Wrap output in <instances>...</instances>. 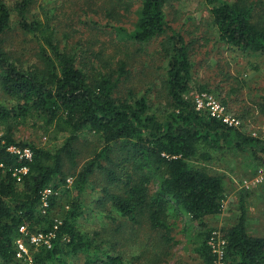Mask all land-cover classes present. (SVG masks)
Masks as SVG:
<instances>
[{"label": "trees", "instance_id": "trees-1", "mask_svg": "<svg viewBox=\"0 0 264 264\" xmlns=\"http://www.w3.org/2000/svg\"><path fill=\"white\" fill-rule=\"evenodd\" d=\"M121 1L130 9L132 0ZM171 1L139 0L132 26L118 22L115 35L96 52L92 40L59 38L48 20L29 15L31 0L12 6L0 0V89L5 98H0V264H26L16 253L22 226L52 234L51 246L34 253L35 264H69L71 257L81 255L83 264H125L121 253L98 242V232L91 236L79 227L82 192L98 170L108 179L96 200L99 207H112L132 226L145 223L164 244L176 241L173 232L182 223L189 227L194 221L201 231L190 242L204 264H214L209 245L214 229L207 218L222 213L226 188L224 177L205 163L230 149L257 156L264 152V141L197 108L191 95L194 52L191 41L167 17ZM204 1L211 6L212 27L222 42L244 56L264 54V0ZM15 15L36 42L30 61L3 46ZM158 38L165 63L161 106L146 93L139 96L133 87H125L131 74L126 48ZM207 89L198 86L199 93ZM255 112L264 117V94L236 114L251 125ZM30 116L40 117L46 131L52 127L67 133L64 145L52 150L19 141L15 130ZM84 131L97 135L104 146L78 171L73 188L60 195V185H67L65 158L76 165L74 143ZM11 147L30 148L32 156L21 157ZM24 167L28 172L21 173L19 182L15 172ZM47 189L52 193L43 207ZM246 220L242 203L237 224L220 230L226 264H264V237L250 235Z\"/></svg>", "mask_w": 264, "mask_h": 264}, {"label": "rangeland", "instance_id": "rangeland-1", "mask_svg": "<svg viewBox=\"0 0 264 264\" xmlns=\"http://www.w3.org/2000/svg\"><path fill=\"white\" fill-rule=\"evenodd\" d=\"M5 1L12 6L21 0ZM31 3L29 15L48 20L57 28V37L68 35L76 39H90L96 52H100L105 41L115 35L114 27L118 22L127 27L132 26L139 6V0H132L128 10L121 0H31ZM210 9L211 6L204 0H173L167 5L166 11L171 24L181 30L192 44L194 82L191 95L196 97L199 94L198 86L207 85L206 92L225 104L229 113L237 115L245 106L252 107L264 94V54L244 56L222 42L212 27ZM19 21L18 16H13L11 28L2 37L3 46L6 50L25 55L24 58L30 61L34 58L36 42L32 35L22 30ZM160 41L158 38L141 47L132 45L126 48L124 54L128 62L127 69L131 73L125 87H133L139 96L146 93L159 106L164 100L162 67L165 65L159 56ZM162 92L163 96H159ZM0 98L5 100L1 89ZM254 116V124L264 121L258 112ZM0 132H3L1 127ZM15 136L19 141L55 150L64 145L68 134L58 133L52 127L46 131L40 117L30 116L18 125ZM103 146V141L97 135L88 131L80 133L74 143L76 165L65 158L67 185H60V195L65 189L73 188L78 171ZM205 164L211 171L224 177L226 188L223 211L207 218L209 228L220 232L223 227L237 224L241 204L244 203L247 207L248 233L264 237V152L259 151L256 156L251 150H223L215 153L214 159ZM104 165L113 167L106 161ZM106 185V174L98 170L82 192L81 200L85 206L79 221L82 231L91 236H95V232L99 233L98 242L103 244L105 250L121 253L125 264H204L195 251V245L190 242V239L197 240L196 235L201 231L196 222H188L189 227L185 222L182 223L173 232L176 241L164 244L159 241L160 234L150 230L145 223L132 226L112 207L102 209L98 206L96 200ZM76 193L72 192L73 195ZM116 218L117 222L113 220ZM34 233L28 231L23 234L28 255L17 257L26 264H35L34 253L45 245L32 242L31 235ZM160 252L167 254L159 258ZM83 263L82 255L69 259V264Z\"/></svg>", "mask_w": 264, "mask_h": 264}, {"label": "built area", "instance_id": "built-area-1", "mask_svg": "<svg viewBox=\"0 0 264 264\" xmlns=\"http://www.w3.org/2000/svg\"><path fill=\"white\" fill-rule=\"evenodd\" d=\"M196 105L198 109H205L210 112L212 116L222 119L226 124L231 127H236L246 130L251 136L261 139L264 141V121L258 124L246 125L245 122L235 114L228 112L227 107L221 101L217 100L208 92L199 93L195 97ZM11 150L20 153L21 157L31 158L32 150L30 148H25L21 151L16 147H11ZM28 172V168L24 167L15 172L18 181L22 180L21 173L25 174ZM259 180V179H257ZM52 193V189H47L44 192V203L43 207L48 206L47 196ZM20 232L23 234L28 232L25 226L20 228ZM52 234H44L41 232L34 233L31 235V240L36 244H45L49 247L51 246L50 238ZM209 245L213 254L216 257L214 264H226V240L221 236V233L217 230L212 232L209 239ZM16 253L18 258H23L28 255V249L25 245L23 236L16 240ZM32 264V263H31Z\"/></svg>", "mask_w": 264, "mask_h": 264}]
</instances>
